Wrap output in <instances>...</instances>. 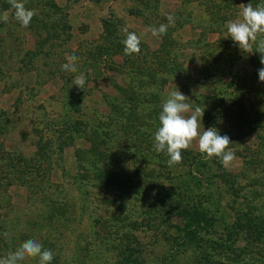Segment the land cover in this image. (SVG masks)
I'll list each match as a JSON object with an SVG mask.
<instances>
[{"label": "rangeland", "instance_id": "rangeland-1", "mask_svg": "<svg viewBox=\"0 0 264 264\" xmlns=\"http://www.w3.org/2000/svg\"><path fill=\"white\" fill-rule=\"evenodd\" d=\"M23 2L36 11L28 27L15 19L8 0H0V16L9 17L6 23L0 20V258L31 239L52 251L51 264H237L232 253L257 240L264 227L258 223L248 234L238 228L236 237L230 228L250 203L253 215L264 218V142L258 137L264 136V82L258 77L264 65L259 52L239 49L226 25L241 18L242 4L256 7L264 0ZM169 14L174 26L162 39L153 36L150 28L168 24ZM102 20L117 30L120 43L127 26L149 53L162 59L174 53L180 70L166 74L160 98L165 102L179 90L193 110L204 108L201 129L214 127L232 142L236 159L229 167L217 157L202 156L198 141L188 150L201 159L191 164V157L172 167L144 155L140 161V155L125 157L127 151L131 154L133 137L125 140L116 133L105 164L114 172L116 186L101 190L78 176L82 168L92 171L89 161L98 159L96 150L103 148L87 142L78 125L96 117L106 120L108 103H120L117 87L134 77L125 63L136 55L123 56L109 46L106 56H90L101 44ZM72 55L79 58L77 72L62 71ZM80 73L86 77L83 90L72 83ZM70 96L79 104L80 112L69 117L79 121V130L59 136L68 123ZM17 167L30 168L34 175L16 178ZM122 183L134 192L123 193ZM185 202L200 203L213 218L210 230L196 233L197 243L182 237L177 208ZM250 249L260 261L255 254L260 246ZM19 264H38V258Z\"/></svg>", "mask_w": 264, "mask_h": 264}, {"label": "trees", "instance_id": "trees-1", "mask_svg": "<svg viewBox=\"0 0 264 264\" xmlns=\"http://www.w3.org/2000/svg\"><path fill=\"white\" fill-rule=\"evenodd\" d=\"M129 14L138 15L140 11L137 9H128L127 11ZM102 39L101 44H99L97 48V53L95 54L94 51L91 52L90 56L92 59L95 60V57L106 56L109 54L111 49L109 46H114L123 54L124 56V44L120 43L117 39V30L114 28L109 27L111 24L107 21L102 20ZM126 38V37H124ZM163 37H161L162 39ZM164 40V39H163ZM164 44L161 43V47L164 48ZM142 45V46H141ZM172 46L168 53L173 52L176 48L175 45ZM165 47L169 48V45H165ZM140 53L133 54L136 55V59L127 58L125 66L132 72L129 79V82L126 84L124 88L120 86L117 87V91L121 94L120 103H108V111L106 114V120H102L98 117L91 118L87 121V123L82 127L79 121L70 120L71 113H79V104H77L74 97L70 96L67 100L69 108H66L67 111L65 112L66 120L68 119V123L64 124V127L61 128L58 133L60 134H68L69 131L74 130L78 131V127L80 128V132L85 134V140L89 143L93 144H101L103 147L101 150L97 149L96 155L99 152L98 159H91L89 161L92 171H87L86 168H82L79 173V177L82 176L87 181H91L92 184L96 187H99L101 190H104L106 187H114L117 183V179L113 171L108 170L109 168L105 166L107 160V153L109 150V145L112 142H116L117 137L116 133L122 135L124 139H129L133 137V141H130V147L132 148L131 154H128V151L125 153V157L128 155L133 157L134 155H140L137 157V160L143 159V155L148 157L150 160H158L161 162L163 167V163L167 162L169 157L166 152L157 153L154 150V134L160 124H159V113L162 110V105L164 100L160 98V95L163 94V87L165 84V80L167 79L166 74L171 72L172 70H180L178 69L179 66L175 61L174 53H171L172 57L168 56L169 58L165 57L164 59L159 58L156 54L149 53L151 52L147 46L140 44ZM165 50V48H164ZM149 55L148 59H145ZM140 59V60H138ZM136 81L135 84H133ZM116 99V97H115ZM72 123V124H71ZM123 123V125H120ZM123 131H122V130ZM87 132V133H86ZM264 142V136H258ZM61 143V141H60ZM264 146V143H262ZM143 150L146 151L145 154ZM124 153V149L119 152L120 156L122 157ZM182 162L187 161L188 158L191 157V164L195 159L200 158V156L194 157L191 150H182ZM206 154H202V156ZM123 156V158H124ZM17 159H21L20 156L16 157ZM201 159V158H200ZM120 160L117 158L116 161ZM25 163L31 162V160H24ZM164 161V162H162ZM159 162V163H160ZM96 163H99L98 165ZM158 163V162H157ZM28 164V163H27ZM153 164V163H152ZM168 164V163H167ZM29 165V164H28ZM32 168V167H31ZM30 169V168H29ZM27 169V170H29ZM19 169L18 167L14 169V172L17 173L18 176L27 177V174L34 175V171H25ZM224 173V172H222ZM36 174V173H35ZM148 176V175H146ZM143 177V176H142ZM81 178V177H80ZM122 192L126 194H131L134 191L131 190V187L122 183ZM177 214L181 216L183 219V235L182 237H187L188 240L199 242L198 240L200 237L196 234L199 231L204 230L208 231L213 226V218L210 214H207V210H205L200 203L185 202L179 208H177ZM253 206L252 204H248V206L244 210H240V214L238 213L234 219V222L231 223L230 228H235L233 235L236 237L238 235L237 229L240 228L245 234L250 233L253 230L254 226L258 223H262L264 226V218L253 215ZM262 218V219H261ZM235 239H231V242H234ZM259 245L260 252L255 253L261 260L255 261V258H252V251L250 249V245ZM140 249L135 248L133 251L136 253L139 252ZM249 255L248 261H241V257L243 255ZM206 256V254H204ZM139 257V256H138ZM138 257L134 259L137 262ZM202 260L204 259L203 256H199ZM231 260L233 262H237V264H264V227L262 232L259 234V238L254 242H246L244 246L238 248L235 252L231 255ZM239 262H238V261Z\"/></svg>", "mask_w": 264, "mask_h": 264}, {"label": "clouds", "instance_id": "clouds-1", "mask_svg": "<svg viewBox=\"0 0 264 264\" xmlns=\"http://www.w3.org/2000/svg\"><path fill=\"white\" fill-rule=\"evenodd\" d=\"M8 2L14 9L15 19L23 27H28L36 11L26 8L23 0H8ZM241 6V18L229 21L226 25L227 32L242 52L248 54L254 51L259 52L260 63L264 65V5L253 7L249 3ZM166 18L168 24L150 28L153 36L161 37L167 33L169 25L174 26V16L169 14ZM8 19L7 13L0 16V20L5 23ZM122 31L126 33L123 41L125 55L139 54L140 37L134 32H129L127 26ZM78 59L75 55L69 57L68 62L61 65L62 71L77 72ZM258 77L260 82H264V67L258 69ZM85 82V75L80 73L72 83L83 90ZM187 100V96L176 90L170 93L169 98L163 103L158 117L160 126L154 133V150L157 153L166 152L169 157L167 163L169 167H172L182 162V150L189 149L193 141H198V149L200 153L206 154V159L217 157L225 168L229 167L236 159L235 153L229 148L232 143L229 136L220 135L214 127H209L207 130L201 129L204 108L195 107L193 110L192 106L186 102ZM29 258H38V264H51L53 253L51 250L44 249L42 244L30 239L5 258H0V264H19Z\"/></svg>", "mask_w": 264, "mask_h": 264}]
</instances>
